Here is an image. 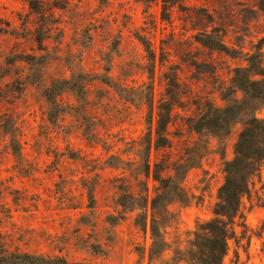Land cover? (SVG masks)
<instances>
[{
	"label": "rangeland",
	"instance_id": "rangeland-1",
	"mask_svg": "<svg viewBox=\"0 0 264 264\" xmlns=\"http://www.w3.org/2000/svg\"><path fill=\"white\" fill-rule=\"evenodd\" d=\"M205 32L243 53L264 51V0H0L6 251L86 264H188L178 252L184 256L198 225L214 217L241 123L222 143L204 137L207 151L182 183L190 202L169 207L176 221L166 228L165 251L155 247L149 257L152 238L136 226V212L115 224L108 217L120 215V187L138 193L142 185L141 139L159 104L171 94L178 105L167 127L170 146L152 149L150 161L174 163L196 138L187 121L206 103L223 106L233 69L246 65L241 54L201 45ZM63 80L79 93L65 90L51 107L48 89ZM256 116L264 119V106ZM153 185L149 179L150 196ZM242 213L222 264H264V167Z\"/></svg>",
	"mask_w": 264,
	"mask_h": 264
},
{
	"label": "trees",
	"instance_id": "trees-1",
	"mask_svg": "<svg viewBox=\"0 0 264 264\" xmlns=\"http://www.w3.org/2000/svg\"><path fill=\"white\" fill-rule=\"evenodd\" d=\"M169 0H163L164 3ZM141 40V39H140ZM197 41L204 47L224 52L232 58L239 54L244 56L245 66L235 67L231 77L230 86L222 91L225 101L223 106L206 103L199 112L187 121L188 126L196 135L192 146L188 147L184 156L170 163L166 159L150 161L151 150L158 151L169 147L167 127L172 118V110L178 105L171 94L168 99L159 104L155 123L148 119V127L141 139L140 152L142 156L141 174L143 182L138 193H133L120 187L117 204L120 212L109 216L111 224L127 212H136L134 222L143 232L149 230L152 243L149 252L151 258L155 247L163 252L168 247L165 239L166 228L176 221L175 213L169 208L174 203L187 205L190 195L182 183L187 172L198 167L204 152L207 151V140L204 137L211 135L224 141L237 123L242 128L237 134L234 143V156L224 162V182L218 189L215 203L214 217L198 225L190 247L181 256L178 262L184 260L188 264H222L229 250V240L237 238L235 221L244 219L242 206L244 198L251 196L253 179L264 167V119L256 116L257 110L264 106V51L262 45L255 47L254 52L243 53L232 46L214 32L200 33ZM146 50L149 44L142 41ZM69 80L54 83L46 94L52 107H56V97L65 90L79 93L76 85H70ZM240 92L241 96L237 93ZM170 96V97H169ZM202 148L203 153L200 152ZM18 154V151L16 152ZM122 165L128 161L115 157ZM165 158V157H164ZM154 182L153 195L148 193V180ZM125 186V185H122ZM89 200L92 201L90 193ZM0 264H86L69 261L63 256H41L28 253L8 252L0 245Z\"/></svg>",
	"mask_w": 264,
	"mask_h": 264
}]
</instances>
